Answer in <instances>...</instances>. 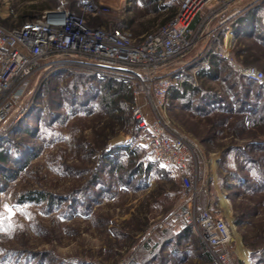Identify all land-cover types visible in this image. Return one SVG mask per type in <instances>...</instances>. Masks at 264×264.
Segmentation results:
<instances>
[{"label":"rangeland","instance_id":"obj_1","mask_svg":"<svg viewBox=\"0 0 264 264\" xmlns=\"http://www.w3.org/2000/svg\"><path fill=\"white\" fill-rule=\"evenodd\" d=\"M84 1L0 0V28ZM93 1L105 23L140 36L171 21L181 0ZM241 6L226 28L194 27L172 78L195 89L165 115L188 139L200 208L225 206L232 264H264V0ZM108 79L54 69L0 126V264H218L181 219L180 171L148 158L131 114L141 106L151 119L143 98L123 83L130 101L109 110L98 96Z\"/></svg>","mask_w":264,"mask_h":264},{"label":"built area","instance_id":"obj_2","mask_svg":"<svg viewBox=\"0 0 264 264\" xmlns=\"http://www.w3.org/2000/svg\"><path fill=\"white\" fill-rule=\"evenodd\" d=\"M241 1L181 0L171 21L140 36L111 23L93 24L103 15V7L93 0L84 1L77 11L62 3L20 26L0 28V126L22 109L38 83L60 67H82L130 84L151 115L149 120L141 106L132 107L134 125L145 133L148 158L181 173V219L218 264H232L229 247L233 231L225 206L200 208L189 168L191 147L165 113L171 93L183 83L177 84L172 73L196 45L194 27L209 26L214 19L219 26L228 27L242 11ZM250 72L249 76L259 79V73Z\"/></svg>","mask_w":264,"mask_h":264},{"label":"trees","instance_id":"obj_3","mask_svg":"<svg viewBox=\"0 0 264 264\" xmlns=\"http://www.w3.org/2000/svg\"><path fill=\"white\" fill-rule=\"evenodd\" d=\"M39 16L40 15H38L37 17H39ZM36 18H34V19H36ZM31 20H33V19H31ZM103 23H105V22L100 18V19H97L96 22H94L93 24L101 25ZM22 24H20V25H22ZM194 26H195V23H193L192 27H194ZM120 28H123V27H120ZM153 30H155V29H153ZM153 30H150V31H153ZM150 31H148V32H150ZM229 36L230 35H228L225 38V40ZM210 62L211 63H215L216 61L213 58V59H210ZM210 69L211 68H209V70ZM197 74L200 75V71H198ZM100 84H101L102 94L101 95H98V96L101 97V102H103L105 104V106L109 108V110H114L118 106V104H121L122 102H125V100H124L125 98L128 99V101H130L131 96H130L129 92H127V87L123 83H115L114 82V79L111 78V79H108V80L100 81ZM186 88H189L190 90H194L195 89L192 85H187L186 83H184V84H182L179 87V89H177V90H175V91H173L171 93L170 99L171 100L172 99H176L177 100L179 97H181V95H182L181 93L183 91H185ZM126 93H127V95L129 94L127 97H126ZM80 106H81V104H80ZM0 159H3L4 160V157H3V154L2 153L0 154ZM26 198L29 199V200H35V198L37 200L40 199L35 193H27ZM188 229L189 228H186V232H189ZM208 254H210V253L208 252Z\"/></svg>","mask_w":264,"mask_h":264},{"label":"bare ground","instance_id":"obj_4","mask_svg":"<svg viewBox=\"0 0 264 264\" xmlns=\"http://www.w3.org/2000/svg\"><path fill=\"white\" fill-rule=\"evenodd\" d=\"M227 54H228V50H227V53H226V55H227ZM251 76H252V75H251ZM252 79H255V80H256L257 78H255V77H252Z\"/></svg>","mask_w":264,"mask_h":264}]
</instances>
